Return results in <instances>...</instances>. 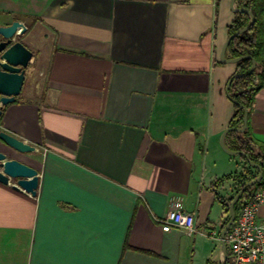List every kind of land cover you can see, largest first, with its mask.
<instances>
[{
  "label": "crops",
  "instance_id": "1",
  "mask_svg": "<svg viewBox=\"0 0 264 264\" xmlns=\"http://www.w3.org/2000/svg\"><path fill=\"white\" fill-rule=\"evenodd\" d=\"M234 18L231 0H0L41 63L0 116L40 178L36 195L0 182V264H186L195 234L220 243L241 164L220 145ZM250 125L264 144V84ZM177 201L194 231L162 229Z\"/></svg>",
  "mask_w": 264,
  "mask_h": 264
},
{
  "label": "water",
  "instance_id": "2",
  "mask_svg": "<svg viewBox=\"0 0 264 264\" xmlns=\"http://www.w3.org/2000/svg\"><path fill=\"white\" fill-rule=\"evenodd\" d=\"M231 7L235 12H246L251 17V22L243 28L233 32L228 36L220 51V58L223 62L236 63L243 58H250L252 65L247 73H234L227 83V93L234 78L243 77L251 74L256 67V60L252 55H242L233 58L227 57V47L231 40L238 34L248 30L255 21L254 14L250 9L237 7L236 0H231ZM20 27V22L14 20L8 25H0V116L4 105L15 102L17 96L21 93L25 79L26 68L33 57V51L21 41H14ZM244 108L243 125L227 127L220 138L221 147L231 155H244L253 167L259 169L257 177L248 181L232 198L229 204V220L220 232L221 247L224 253L223 264L226 263V241L225 235L236 218V204L241 199L248 186L259 183L263 178V169L260 164L250 160L249 156L241 150L230 149L225 142L226 134L232 130L243 131L248 125V107ZM0 182L9 184L12 181L13 188L24 190L32 195H36L39 185V171L32 165L25 163L18 158L10 157L9 152L18 151L21 153H30L36 150V147L4 130L0 131Z\"/></svg>",
  "mask_w": 264,
  "mask_h": 264
},
{
  "label": "trees",
  "instance_id": "3",
  "mask_svg": "<svg viewBox=\"0 0 264 264\" xmlns=\"http://www.w3.org/2000/svg\"><path fill=\"white\" fill-rule=\"evenodd\" d=\"M236 6L250 9L254 14L255 21L248 30L238 34L231 40L227 47L226 55L229 58L247 54L252 55L256 60V67L251 74L234 78L230 85L228 96L234 104V115L228 127L243 125L244 108L241 104L248 107V125L243 131L232 130L228 132L225 142L230 149L245 152L250 160L260 164L263 169L262 180L259 183L248 186L241 199L237 202L235 206L237 214L241 204L264 185V144L255 138L250 125V113L255 95L264 84V0H236ZM250 22L251 17L248 13L235 12V18L228 26L229 35ZM251 65L252 60L250 58H243L237 62L235 73H247ZM239 156L241 159L240 170H236L229 175L236 186L235 194L248 181L257 177L259 173V169L253 167L244 155ZM233 196L230 197L229 203L222 199L226 214L224 225L229 220V204Z\"/></svg>",
  "mask_w": 264,
  "mask_h": 264
},
{
  "label": "built area",
  "instance_id": "4",
  "mask_svg": "<svg viewBox=\"0 0 264 264\" xmlns=\"http://www.w3.org/2000/svg\"><path fill=\"white\" fill-rule=\"evenodd\" d=\"M263 202L264 186H261L241 204L225 235L229 248L225 264H264V217H259L258 214ZM162 222L164 231L173 227L183 228L188 232L196 229L194 214L186 211L181 201H177L169 209Z\"/></svg>",
  "mask_w": 264,
  "mask_h": 264
},
{
  "label": "rangeland",
  "instance_id": "5",
  "mask_svg": "<svg viewBox=\"0 0 264 264\" xmlns=\"http://www.w3.org/2000/svg\"><path fill=\"white\" fill-rule=\"evenodd\" d=\"M14 41H21L24 43L27 41V37L25 35V30L19 27L16 35L14 36ZM28 47V46H27ZM29 48V47H28ZM33 51V57L30 60L28 67L26 68V79L22 88V91L19 95H22L23 91L27 88L33 86L35 82L40 79V70L41 63L38 59V55L36 50L31 49ZM235 67L237 62L234 63ZM227 153V152H226ZM234 160V165L237 167L238 162L240 160V156L231 155ZM25 160L28 162L35 163L38 160L37 155L30 153H26ZM238 161V162H237ZM216 234L210 230L209 233L205 232V235L195 234L192 237L193 244L190 245L189 251L188 249L185 251V261L186 264H214L216 260H218L221 256V241L220 243L214 238Z\"/></svg>",
  "mask_w": 264,
  "mask_h": 264
},
{
  "label": "flooded vegetation",
  "instance_id": "6",
  "mask_svg": "<svg viewBox=\"0 0 264 264\" xmlns=\"http://www.w3.org/2000/svg\"><path fill=\"white\" fill-rule=\"evenodd\" d=\"M228 253H229V248H228V245L226 244V257H228ZM223 259H224V253H223L222 247H221V256L218 260H216V262L214 264H223Z\"/></svg>",
  "mask_w": 264,
  "mask_h": 264
}]
</instances>
